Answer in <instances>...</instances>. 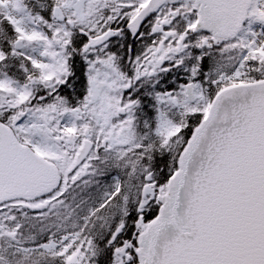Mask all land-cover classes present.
I'll use <instances>...</instances> for the list:
<instances>
[{"label": "snow or ice", "instance_id": "obj_1", "mask_svg": "<svg viewBox=\"0 0 264 264\" xmlns=\"http://www.w3.org/2000/svg\"><path fill=\"white\" fill-rule=\"evenodd\" d=\"M0 264H264V0H0Z\"/></svg>", "mask_w": 264, "mask_h": 264}]
</instances>
